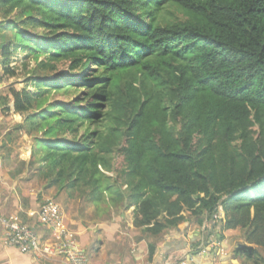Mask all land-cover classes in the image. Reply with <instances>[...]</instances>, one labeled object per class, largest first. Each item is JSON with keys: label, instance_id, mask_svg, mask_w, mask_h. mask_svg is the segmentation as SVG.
<instances>
[{"label": "trees", "instance_id": "1", "mask_svg": "<svg viewBox=\"0 0 264 264\" xmlns=\"http://www.w3.org/2000/svg\"><path fill=\"white\" fill-rule=\"evenodd\" d=\"M0 20L46 189L98 219L134 207L152 237L221 208L264 264V0H0Z\"/></svg>", "mask_w": 264, "mask_h": 264}, {"label": "crops", "instance_id": "2", "mask_svg": "<svg viewBox=\"0 0 264 264\" xmlns=\"http://www.w3.org/2000/svg\"><path fill=\"white\" fill-rule=\"evenodd\" d=\"M7 37L9 33L0 27V46ZM3 74L0 57V218L15 215L43 240L55 239L41 225L39 211L48 198L58 197L59 202L54 199L65 213L66 226L92 258L93 264H243V254L238 250L248 245L242 231L221 230V249L199 254L197 247L202 225L189 215L180 226L159 237L149 236L134 227V207L127 210L120 220L124 231L120 230L119 224L114 226V222L107 224L94 220L95 224L89 226L80 201L75 205V200L46 189L35 168L30 167L33 140L17 130L23 118L14 113L13 99L6 89L9 84ZM5 99H8L7 106L4 105ZM151 250H154L152 255ZM0 264L67 263L60 258L38 261L31 255L5 246L0 224Z\"/></svg>", "mask_w": 264, "mask_h": 264}, {"label": "built area", "instance_id": "3", "mask_svg": "<svg viewBox=\"0 0 264 264\" xmlns=\"http://www.w3.org/2000/svg\"><path fill=\"white\" fill-rule=\"evenodd\" d=\"M41 225L52 233L55 239L43 240L37 233L11 215L0 218L5 246L17 249L21 254L31 255L38 261L64 259L67 264H93L89 254L83 249L75 235L66 226V217L61 205L48 198L40 208ZM224 213L217 208L211 217H205L200 229L199 254L216 252L222 247L221 223Z\"/></svg>", "mask_w": 264, "mask_h": 264}, {"label": "rangeland", "instance_id": "4", "mask_svg": "<svg viewBox=\"0 0 264 264\" xmlns=\"http://www.w3.org/2000/svg\"><path fill=\"white\" fill-rule=\"evenodd\" d=\"M24 55L19 52V59L18 58H15L16 59V62H14L15 64H12V67H15V71L18 73L17 76L15 77H8L6 75L3 74L4 77H7V81L6 83L9 84L6 89H9L11 88L12 86H14L15 88L17 89H22L23 87H25L24 85V80L27 78V75L25 74V71L24 69H22L20 67V61L21 59H23ZM34 66V63H32V66ZM11 83V84H10ZM21 84V86H20ZM121 160H117L116 164H119ZM64 197L68 200H70L66 194H64ZM58 202H59V199L58 197L55 198ZM78 201H80V205L81 207L83 208V212H85L84 216H85V220H87V224H89V226H92L94 223V220H99V221H104V222H108L107 224H111L112 222L113 225L115 226L116 224H119V227H120V230H122L124 228V224L123 221L120 222V220L123 219L124 217V214L126 213L125 210L123 209H117V210H113L111 211L110 215L108 218H101V219H98V218H95V213H94V208L89 205L85 200H75V205L78 204ZM123 215V216H122ZM126 215V214H125ZM126 219H128V216L126 217ZM135 229V228H133ZM124 231V230H122ZM90 252V251H88ZM261 254L263 255L264 257V253L261 252ZM92 259V258H91Z\"/></svg>", "mask_w": 264, "mask_h": 264}, {"label": "clouds", "instance_id": "5", "mask_svg": "<svg viewBox=\"0 0 264 264\" xmlns=\"http://www.w3.org/2000/svg\"><path fill=\"white\" fill-rule=\"evenodd\" d=\"M13 64H15V63H13Z\"/></svg>", "mask_w": 264, "mask_h": 264}]
</instances>
